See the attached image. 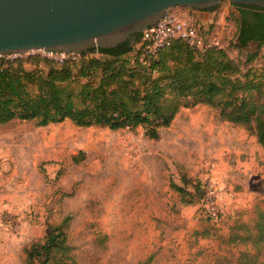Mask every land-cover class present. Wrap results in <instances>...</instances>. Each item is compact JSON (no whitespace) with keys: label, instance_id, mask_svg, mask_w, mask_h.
Returning a JSON list of instances; mask_svg holds the SVG:
<instances>
[{"label":"rangeland","instance_id":"rangeland-1","mask_svg":"<svg viewBox=\"0 0 264 264\" xmlns=\"http://www.w3.org/2000/svg\"><path fill=\"white\" fill-rule=\"evenodd\" d=\"M179 10L192 23L201 18L171 9ZM201 19L243 73L264 83V43L238 47L237 7L222 2ZM38 58L60 56L8 55L0 65ZM200 182L205 204L195 191ZM211 209L219 212L213 219ZM68 216L79 264H264V241L255 259L244 256L256 255L253 240L232 238L237 226L253 229L264 216V151L206 105L182 109L158 140L141 128L70 121L0 125V264H25V250Z\"/></svg>","mask_w":264,"mask_h":264},{"label":"trees","instance_id":"trees-1","mask_svg":"<svg viewBox=\"0 0 264 264\" xmlns=\"http://www.w3.org/2000/svg\"><path fill=\"white\" fill-rule=\"evenodd\" d=\"M234 6L240 16L238 47L264 43V9ZM201 23L198 19L196 24ZM211 30L200 28L202 34ZM141 38L136 36L137 49L127 42L75 59L38 58L0 65V125L22 121L45 127L70 121L80 128H141L146 137L158 140L182 109L206 105L219 111L222 122L244 127L264 151L262 81L250 79L224 49L201 53L177 41L156 56L142 57ZM195 191L203 203L206 184L200 182ZM70 220L66 217L42 241L31 244L25 250V264H79L67 232ZM263 222L261 216L253 229L235 228L234 242L253 240L257 247L256 255L244 256L257 259L261 254ZM243 229L246 235H241Z\"/></svg>","mask_w":264,"mask_h":264},{"label":"water","instance_id":"water-1","mask_svg":"<svg viewBox=\"0 0 264 264\" xmlns=\"http://www.w3.org/2000/svg\"><path fill=\"white\" fill-rule=\"evenodd\" d=\"M222 2L264 9V0H0V56H81L132 46L173 8L202 18Z\"/></svg>","mask_w":264,"mask_h":264},{"label":"built area","instance_id":"built-area-1","mask_svg":"<svg viewBox=\"0 0 264 264\" xmlns=\"http://www.w3.org/2000/svg\"><path fill=\"white\" fill-rule=\"evenodd\" d=\"M199 20L204 22L201 18ZM202 26L203 25L198 26L196 23H192L181 10L177 12H172L170 10L164 19L143 32L141 38L142 57L156 56L164 49L171 47L177 41L184 42L189 47L201 53H205L212 49H224L219 33L211 31L210 33L202 34L200 32ZM76 57L77 55L74 54L67 56L60 55L59 61L67 58L75 59ZM208 197L209 192L203 202L204 204L208 202ZM218 213L217 209H211L209 217L213 219L217 217Z\"/></svg>","mask_w":264,"mask_h":264},{"label":"flooded vegetation","instance_id":"flooded-vegetation-1","mask_svg":"<svg viewBox=\"0 0 264 264\" xmlns=\"http://www.w3.org/2000/svg\"><path fill=\"white\" fill-rule=\"evenodd\" d=\"M250 8L253 9L254 11H255V9H256V8H252V7H250Z\"/></svg>","mask_w":264,"mask_h":264}]
</instances>
